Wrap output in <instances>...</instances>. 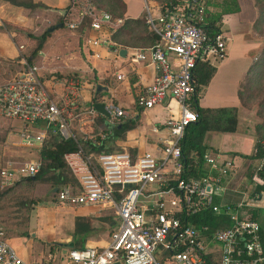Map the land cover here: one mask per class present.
<instances>
[{
	"label": "built area",
	"instance_id": "2783aa9c",
	"mask_svg": "<svg viewBox=\"0 0 264 264\" xmlns=\"http://www.w3.org/2000/svg\"><path fill=\"white\" fill-rule=\"evenodd\" d=\"M63 18L64 27L73 32L89 21V30L97 34L87 38L92 48L114 46L110 30L122 24V20H113L110 14L98 10L92 0H70ZM144 20L158 43L135 49L131 61L154 66L156 76L137 96L135 107L142 111L158 106L171 108L174 102L178 114L172 113L160 126L152 127L155 135L165 131L158 139L157 155L93 153L81 147L64 155L75 184L56 189V201L72 208L111 211L116 218L106 248L67 250V264H264L260 224L246 219V202L242 199L233 203L223 187L233 162L207 150L203 156L205 176L186 179L179 161V142L198 118L194 110V69L199 63H220L226 57L229 39L220 28L214 35L204 29L206 0H174L161 4L157 14L146 4ZM19 51L13 75L0 78V118L22 125L18 136L26 147L41 148L49 132L65 141H76L70 123L82 110L79 81H66L63 94L54 99L40 81L36 64L24 56V47L20 46ZM92 55L99 57L95 52ZM106 110L110 133L127 115L113 105ZM98 114L93 104L86 109L91 123ZM38 123L43 129L34 133L30 127ZM41 166L38 159L1 169L0 190L33 178ZM263 166L264 160L256 169L262 170ZM253 180L264 186L257 175ZM204 211L227 217L230 226L211 236L204 235L206 227L200 231L187 221ZM51 262L49 254L41 264ZM0 264H26L1 231Z\"/></svg>",
	"mask_w": 264,
	"mask_h": 264
},
{
	"label": "crops",
	"instance_id": "0c3cea01",
	"mask_svg": "<svg viewBox=\"0 0 264 264\" xmlns=\"http://www.w3.org/2000/svg\"><path fill=\"white\" fill-rule=\"evenodd\" d=\"M33 1L47 8L45 9L46 19L49 25L53 27L62 16L59 11H64V15H66L70 0ZM122 1L125 4L124 18L132 20L144 15L146 4L154 14H157L161 5L156 1L143 0V6L140 4L137 9L131 10L129 0ZM138 2L140 3V0ZM206 7L207 19H213L216 22L215 25L225 32L229 40L226 57L213 66L215 73L212 79L200 91L198 107L210 110L223 108H236L238 110L237 127L234 133L208 132L204 138V145L208 151L219 153L233 162L232 173L228 178L230 180L242 173L243 168L252 163H257V161L243 157L251 154L253 137L248 131L242 129L238 92L250 67L264 49V38H260L256 33L259 14L255 0H206ZM0 9L6 10L8 16L5 17L8 18V23L15 26H17L15 17H22L24 16L23 12L27 11L13 7L2 0H0ZM0 15L2 17L1 11ZM121 25H117L115 29ZM96 35L89 29L83 33L69 31L65 27L56 28L50 32L44 47L38 52L34 61L38 67L40 81L52 98L57 99L63 94L66 81L71 80V77L79 79L82 110L79 117L70 123L72 134L77 140L84 138L98 140L107 134V117L98 114L94 122L91 123L90 117L86 115V109L91 104L96 103L102 104L106 108L113 105L126 112V119L120 120V123L132 121L136 122V126L125 134L124 139L108 143L105 150H111L110 153L128 151L134 157L147 152L157 155L160 148L158 139L165 135V131L155 135L151 129L154 126H160L172 113L177 115L176 104L172 102L171 108L158 106L147 111L137 109L134 104L137 96L145 87L152 84L156 76L154 66L131 61L134 50L142 49L138 46L125 49L89 47L86 43L87 38L96 37ZM121 50H125V53L120 55ZM93 52L97 53L99 57H93ZM18 54L15 49L3 53L2 50L0 51V57L3 59H5L4 57L16 58ZM98 88L100 92H97ZM42 129L41 123L31 128L34 133H39ZM227 187L225 186V193L229 197L235 195V198L232 199L233 203L239 202L241 196H239L238 190L233 188L231 190ZM262 194L258 195L256 200V202L261 200L257 204L258 212L259 209L264 211ZM251 204L246 203L248 208L251 207ZM79 217L89 219L90 234L86 239L85 248H106L110 243V234L116 225V218L111 211L100 212L94 207L72 208L63 205L48 209L45 207L38 208L34 217L31 218L30 226L32 225L36 230L32 238H36L39 244L35 246L31 241L25 245L19 237L6 239V241L17 251L26 264H41L49 254L52 255L50 264H67L63 246L72 243L75 219ZM257 221L261 227L262 240L264 237V214L261 216L258 214ZM48 243L59 244L61 248L57 249L56 253H47L44 244Z\"/></svg>",
	"mask_w": 264,
	"mask_h": 264
},
{
	"label": "trees",
	"instance_id": "16d2710c",
	"mask_svg": "<svg viewBox=\"0 0 264 264\" xmlns=\"http://www.w3.org/2000/svg\"><path fill=\"white\" fill-rule=\"evenodd\" d=\"M9 5L22 8L29 11H34L36 9H47L44 5L39 3H34L33 0H2ZM111 8L115 16L113 20H122L123 23L117 29L110 30V39L114 44L112 48H129V47H140L142 49L149 48L158 43V37L152 33L146 26L144 15L136 20L125 19V4L122 0H110ZM158 1V0H154ZM174 0L161 1L160 4L173 2ZM93 5L100 10L97 6L95 0H92ZM255 4L258 10V20L256 29L264 22V0H255ZM109 14V13H108ZM113 16V15H112ZM64 18L61 16L57 24H55L52 29L57 28L58 24L63 25ZM216 22L212 19H207L204 29L209 35L216 34L218 27L215 25ZM89 29V21H85L82 27L78 30L79 32H86ZM0 30H6L10 33L16 34L13 38V42L16 44L21 40L22 36L27 34L28 30L17 27L8 22H2ZM51 31V32H52ZM29 33V32H28ZM50 32L44 31L39 36H34L28 34L29 41H31L32 46L30 49L24 50V56L29 62H34L37 58L38 52L42 50L44 44L46 43ZM264 68V49L261 54L250 67L246 79L240 84V89L238 92L240 104L242 105V92L241 89L245 87V83L251 75H258L259 70ZM215 73V68L208 64L199 63L196 65L193 72V80L195 87L194 94V110L198 115L197 121L190 126H188L184 132L182 139L179 142L180 158L179 161L182 165L183 177L188 178H200L205 176V170L203 169V156L207 151L204 145V138L208 132H218V133H234L237 127V117L238 110L236 108H223L217 110L201 109L198 107V97L200 91L203 87L207 86ZM74 80H79L76 77H71ZM70 79V78H69ZM94 103V102H93ZM136 126V122L128 121L122 122L115 126L111 132L107 133V137L104 140H63L58 135L48 133L44 143L39 150V157L42 163L41 169L34 176V178H26L23 180L38 183V184H51L53 189H60L69 184H75L74 179L64 163V155L67 153L76 152L79 147L83 148L87 152L93 153H107L112 152L111 150H105L106 145L118 139H124L125 134ZM264 126H256V135L253 138L252 152L249 156H243L244 158L250 159L252 161L264 160V134L262 131ZM5 136H0V143L4 141ZM97 141V142H96ZM255 175L264 181V166L262 170L251 171L248 175L249 181H251ZM22 181V180H20ZM18 181V182H20ZM17 182V183H18ZM15 183V184H17ZM14 184V185H15ZM13 187V186H12ZM11 187V188H12ZM10 189V188H9ZM7 190H0V200L4 198ZM256 193H264V186L256 185ZM32 205H35L31 202ZM258 211V210H257ZM252 213V216L245 215L246 219L256 220L258 212ZM29 221L28 219L26 220ZM188 223L194 225L196 228L202 230L201 228L206 227L207 231L203 232L206 236L213 235L217 230L226 229L230 226L229 219L222 215H215L209 211H204L195 216L189 217L187 219ZM32 232L29 230H18L17 237H29ZM90 234L89 219L87 218H76L75 228H74V239L72 243L74 244V250H82L85 248L86 239ZM262 244L264 247V237H262ZM44 247L48 249L49 253L56 251L61 248V245L56 243L44 244ZM50 264V263H49Z\"/></svg>",
	"mask_w": 264,
	"mask_h": 264
},
{
	"label": "rangeland",
	"instance_id": "374dc122",
	"mask_svg": "<svg viewBox=\"0 0 264 264\" xmlns=\"http://www.w3.org/2000/svg\"><path fill=\"white\" fill-rule=\"evenodd\" d=\"M154 1V0H152ZM158 0L157 3H161ZM100 10L109 13L112 18L115 16L111 8L110 0H95ZM143 6V0H129L130 9L138 8L139 5ZM2 17L0 15V26L2 22H8V16L5 9H0ZM24 16L15 17V23L17 27L25 28L28 30L27 34L21 35V40L16 44L13 42V38L16 36L14 33H10L6 30H0V51L2 53L7 50L14 51L19 47L23 46L25 49H30L32 46L29 41L28 34L39 36L46 29L51 28L46 19L45 9H36L34 11H24ZM260 38H264V22L260 24L256 31ZM15 47H14V46ZM19 55V54H18ZM17 55V56H18ZM0 57V78L7 79L16 70L17 57ZM242 92V105L240 104V118L242 121V129L248 131L254 138L256 135V126H264V68L259 70L258 75H251L245 83V87L241 89ZM238 121V118H237ZM32 128V127H30ZM22 129V125L15 121H8L0 118V136H5L4 141L0 143V170L10 166H18L36 161L39 159V147H26L23 146L19 140L18 131ZM264 134V130L262 131ZM257 163H252L242 169V173H236L237 177L231 178L230 180L223 183V187L228 186L229 189L233 188L238 190L240 201L243 199L247 204H251V207L243 209L244 213L248 216H252V213L257 211L256 202L258 193H256L255 187L258 184L257 181H249L248 175L251 171H255ZM235 175V176H236ZM227 187V188H228ZM231 189V190H233ZM55 189L51 184H38L22 180L15 184L12 188L7 191L4 198L0 200V231L4 233L5 239H11L17 237L18 230H29L32 234L29 237H19L23 244H28L31 241L37 246L39 241L36 238H32L33 233L36 232L32 225L30 226L31 218L34 217L38 208H56L63 206L56 201ZM264 201V193L262 194ZM235 195L229 197L232 201ZM247 196V197H246ZM234 197V198H233ZM251 199H250V198ZM33 202L35 205H32ZM233 202V201H232ZM51 211V210H50ZM258 212V211H257ZM259 216L264 214L263 210L259 209ZM29 220L28 222L26 220ZM33 224V223H32ZM43 245V244H42ZM214 247L216 245L212 243ZM48 253V249H47ZM54 253H56L54 251ZM39 255V254H38ZM47 255V254H46Z\"/></svg>",
	"mask_w": 264,
	"mask_h": 264
},
{
	"label": "water",
	"instance_id": "95a60500",
	"mask_svg": "<svg viewBox=\"0 0 264 264\" xmlns=\"http://www.w3.org/2000/svg\"><path fill=\"white\" fill-rule=\"evenodd\" d=\"M59 12H60L61 15H64V14H65L64 11H59ZM61 27H62L61 24H58V25H57V28H61ZM48 31L51 32L52 29H49ZM124 53H125V50H121V51H120V55H121V54H124ZM97 92H100V89H99V88L97 89ZM94 108H95V110H96L99 114L104 115V116H106V117H109V114H108V112H107V110H106V107H105L104 105L96 103V104H94ZM33 178H34V177H33ZM33 178H32V179H33ZM55 192H56V190H55ZM63 247L65 248V250L63 251L64 254H65V253L67 252V250H72V249H74V244H73V243H70V244H68V245H64ZM116 264H118V263H116Z\"/></svg>",
	"mask_w": 264,
	"mask_h": 264
}]
</instances>
